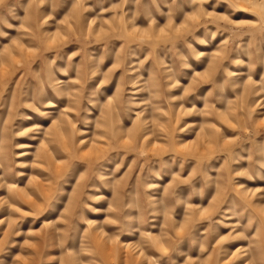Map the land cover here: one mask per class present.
Instances as JSON below:
<instances>
[{
    "label": "rangeland",
    "instance_id": "rangeland-1",
    "mask_svg": "<svg viewBox=\"0 0 264 264\" xmlns=\"http://www.w3.org/2000/svg\"><path fill=\"white\" fill-rule=\"evenodd\" d=\"M0 264H264V0H0Z\"/></svg>",
    "mask_w": 264,
    "mask_h": 264
}]
</instances>
